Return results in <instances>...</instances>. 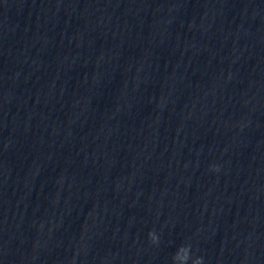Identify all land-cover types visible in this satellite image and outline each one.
<instances>
[{
    "label": "clouds",
    "instance_id": "9594fccd",
    "mask_svg": "<svg viewBox=\"0 0 264 264\" xmlns=\"http://www.w3.org/2000/svg\"><path fill=\"white\" fill-rule=\"evenodd\" d=\"M149 236L151 239L155 242L157 240V237L153 233H149ZM182 253H186V256L183 259V264H187V261L189 259V246H182L176 255L174 256V262L177 264L178 258L181 256ZM193 264H203V258L198 257L193 261Z\"/></svg>",
    "mask_w": 264,
    "mask_h": 264
}]
</instances>
